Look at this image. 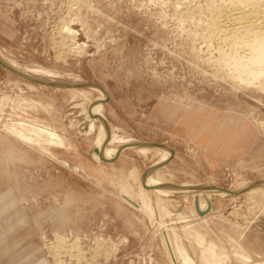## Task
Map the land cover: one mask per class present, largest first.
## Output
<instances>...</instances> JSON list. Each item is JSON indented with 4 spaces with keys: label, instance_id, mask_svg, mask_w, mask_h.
<instances>
[{
    "label": "rangeland",
    "instance_id": "obj_1",
    "mask_svg": "<svg viewBox=\"0 0 264 264\" xmlns=\"http://www.w3.org/2000/svg\"><path fill=\"white\" fill-rule=\"evenodd\" d=\"M232 5L0 0V58L26 76L72 83L45 85L0 64V240L13 230L5 241L18 243L13 253L0 247V264L33 244L51 264H186L185 255L195 264H264V186L213 195L202 216L190 195L182 202L152 187L146 171L159 153L134 145L172 148L154 174L195 190L264 181V74L237 79L221 58L234 52L220 31ZM85 83L105 92L99 140L118 149L109 157L93 155L100 119L94 108L87 132L83 109L93 111L98 93Z\"/></svg>",
    "mask_w": 264,
    "mask_h": 264
},
{
    "label": "bare ground",
    "instance_id": "obj_2",
    "mask_svg": "<svg viewBox=\"0 0 264 264\" xmlns=\"http://www.w3.org/2000/svg\"><path fill=\"white\" fill-rule=\"evenodd\" d=\"M232 2H233L232 7L230 9L228 8L229 10L226 13L229 24H227L225 28L221 26L223 29L221 28L222 30L220 31L222 34H225V37L228 38L226 39L231 42V44L233 45L234 52L232 54L221 52V58L224 61H226V63H228L230 66H232L233 68L232 73L235 76V78L243 80L244 79L243 77L245 75H249V76H253V79L256 81L258 79L263 78L262 75L264 74V0H232ZM67 28L69 32L73 34L71 28L70 27ZM241 45L246 49L247 51L246 53L238 52L239 50L237 49V47ZM0 61L3 62L4 65L9 67L10 69L17 71L15 68L11 67L10 65H7L1 58ZM81 86L87 87V89L96 91L98 93V95L92 97L91 99V103H92L91 109H93V111L87 110L86 108L83 109V111L86 112L85 120L86 122H89V127H88L89 130L87 129L88 130L87 132L94 130L95 127V123H94L95 118L93 119L94 108H97L98 118L100 119V124L98 126V131H97L98 141L95 142L96 144L93 146V155H95L94 157L97 156L98 158L107 157V156L109 157L113 155L115 152H117L118 149L116 151L106 150L101 146L100 144L101 142L99 140L100 137H102L104 132L107 130L108 119L104 114V108H103L104 105L102 103L103 100L102 97L105 95V92L102 88H100L95 84L85 83V84H81ZM77 93L80 94L81 92L79 93L78 91L76 92V94ZM80 95L88 99L87 94L81 93ZM90 112H92V114ZM5 129H7L9 132H13L16 136L18 135L24 140H30L28 136L22 134V132L17 131L15 128L9 126L8 124L5 125ZM52 135L56 136L54 134ZM110 136H111L110 137L111 140H114L113 138L114 136L113 135ZM132 145L133 144L131 145L128 144L127 146L125 145L121 147V149L126 147H132ZM134 145L143 147L142 150H147L152 147L153 149H155L156 152L159 153L158 159H156L151 165L147 167V177L152 187L157 190L163 191L162 193H164V195H168V194L170 195V193L176 195L178 192L180 194L179 196L182 202L184 201L185 198L187 199V197L190 195L191 203L194 209L196 210L195 203H197V208L203 212L202 216L208 213L207 209L210 208L211 205L210 199L212 198L213 195L223 196V197L234 196L238 192L247 189L254 184V183L251 184L245 183L235 191H225V190H217L212 185L203 183L200 185L201 194L199 195V199H198V197H196L194 192L191 191L192 186L190 185V183L185 181L176 183L169 179L164 178L163 176H160L159 174L156 175L154 174V171H157V169L159 168V166L157 167L156 165H159L161 162H163L165 158L169 157L171 151L169 147L168 149L166 146L155 147V146H148L143 144L141 145L134 144ZM53 157L57 158L65 165H68L66 160L60 159L59 157L54 156V154ZM95 160L98 161V159ZM259 186H264V181H260L259 184H257L252 188H258ZM184 195L186 196L185 198L183 197ZM123 197L126 200H128L130 203L135 204L133 200H131L130 198L126 196ZM69 199L71 200L72 198L70 197ZM198 237L201 240H204L202 236L199 235ZM58 238L59 239L57 240V242H53L52 244H50L55 249L62 248V246L65 243L64 237L60 235ZM166 243L170 252L173 255L174 250L171 246L170 237L167 234H166ZM184 258L186 264H195V262L188 255H185ZM203 260L205 264H215L216 262L215 257H213L212 259H203ZM58 261H60V259Z\"/></svg>",
    "mask_w": 264,
    "mask_h": 264
},
{
    "label": "crops",
    "instance_id": "obj_3",
    "mask_svg": "<svg viewBox=\"0 0 264 264\" xmlns=\"http://www.w3.org/2000/svg\"><path fill=\"white\" fill-rule=\"evenodd\" d=\"M167 147V146H166ZM117 153V152H115ZM114 153V154H115ZM113 154V155H114ZM146 177H147V171H146ZM148 178V177H147ZM190 183V185L192 186V190L194 192V194L196 195V197H198L199 199V195L201 194V184L199 185V190L197 188V190L194 189L193 185L191 182H188ZM208 184V183H206ZM210 185H212L211 183H209ZM213 186V185H212ZM215 188V187H214ZM217 189V188H216ZM217 190H221V189H217ZM181 191V190H180ZM183 192V191H182ZM177 194H179L177 192ZM17 204V202L15 203ZM14 204V205H15ZM5 211V210H4ZM2 213V212H1ZM13 230H10V234L12 233ZM10 234H7L5 237H3L0 241V246L1 250H5V251H10L11 253H13L14 250L17 249V246H18V243L14 244L12 246L8 245L6 243V238L10 235ZM40 246V247H39ZM43 250V247L41 244H39L38 246H35L34 244L31 246L30 250H23V251H19V255H18V258L17 260H12L11 261V264H51V261L46 258V257H42V258H37L36 254H38L40 251ZM1 252V251H0ZM20 256V257H19Z\"/></svg>",
    "mask_w": 264,
    "mask_h": 264
},
{
    "label": "water",
    "instance_id": "obj_4",
    "mask_svg": "<svg viewBox=\"0 0 264 264\" xmlns=\"http://www.w3.org/2000/svg\"><path fill=\"white\" fill-rule=\"evenodd\" d=\"M0 64H1V65H4V63L1 62V61H0ZM4 66H6V65H4ZM16 72H18V71H16ZM18 73L21 74V75H24V74H22L21 72H18ZM24 76H26V75H24ZM26 77H27L28 79L32 80V81H35V82H38V83H42V84H45V85L56 86V87H68L70 84H72V83H60V82L48 81V80H44V79H39V78L33 77V76H31V75H27ZM138 144H140V145L143 144V145H148V146H155V147H164V144L157 143V142H139ZM170 150L173 152V149H172V148H170ZM104 160H106V159H104ZM163 164H164V163H163ZM160 165H162V164H159V165H156V166L158 167V166H160ZM151 168H153V167H151ZM259 182H260V181L254 182V184L251 185V187H249V188H252V187L256 186L257 184H259ZM243 191H246V190H242V191H240V192H243ZM195 207H196L197 212H198L200 215H202L203 212L200 211V210L197 208V203H195Z\"/></svg>",
    "mask_w": 264,
    "mask_h": 264
}]
</instances>
